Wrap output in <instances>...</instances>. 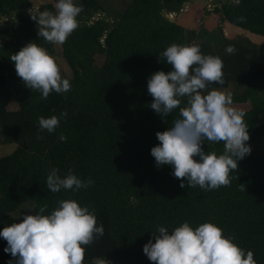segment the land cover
Instances as JSON below:
<instances>
[{"label": "trees", "instance_id": "1", "mask_svg": "<svg viewBox=\"0 0 264 264\" xmlns=\"http://www.w3.org/2000/svg\"><path fill=\"white\" fill-rule=\"evenodd\" d=\"M187 1L193 0H75L83 7L79 27L63 44L74 74L71 90L41 99L17 76L10 56L29 42L54 56L56 45L39 39L28 12L33 0H0V143L5 139L16 147L0 158V231L21 222L14 214L27 203L35 205L31 214L47 205V215L59 200L74 199L94 211L97 226L105 229L103 237L87 246L84 264L98 257L111 264H153L143 252L149 240L155 242L152 232L161 225L171 231L183 222L194 228L204 222L216 224L245 252L252 251L256 264H264V150L251 151L238 161L229 186L210 191L181 188L173 167H157L151 155L159 144L156 133L166 131L178 115L177 109L161 118L150 108L153 98L147 91L153 73L173 70L159 58L173 43L195 44L202 53L221 57L225 82L210 84L209 90H238L232 93L233 104L252 106L242 110L249 127L247 143L251 149L264 144L261 46L246 37L229 39L222 28L203 39L197 29L166 14L181 13ZM56 2L46 0L39 10L54 11ZM224 11L223 21L264 36V0H234ZM228 45L235 47L234 55L225 52ZM102 52L107 60L98 64ZM13 101L25 104L11 110ZM28 102L31 109H26ZM65 111L55 132L38 135L40 116ZM61 133L66 142L59 140ZM203 148L223 152L222 143L205 142ZM53 168L62 177L71 169L94 183L79 191L51 193L46 178ZM6 247L0 237V264H15Z\"/></svg>", "mask_w": 264, "mask_h": 264}, {"label": "clouds", "instance_id": "2", "mask_svg": "<svg viewBox=\"0 0 264 264\" xmlns=\"http://www.w3.org/2000/svg\"><path fill=\"white\" fill-rule=\"evenodd\" d=\"M54 9L41 11L33 7L28 12L36 22L39 39L63 45L79 27L83 7L75 0H57ZM239 19L244 22V17ZM225 52L234 55L236 49L228 45ZM159 58L173 70L156 71L150 76L147 91L153 100L149 106L161 118L177 109L178 115L166 131L156 133L159 144L151 149V155L157 167L171 165L172 175L182 181L181 188L199 186L210 191L229 186L231 172L239 168L238 161L252 149L247 143L250 134L245 112L233 106L230 93L208 87L224 84L223 60L202 53L198 45L176 43L168 46ZM10 60L25 87L39 92L41 99L53 92L71 90V83L62 76L55 58L36 42L11 54ZM66 116V111L60 116H40V132H55L61 117ZM59 140L66 142L67 137L61 133ZM205 142L222 143V154L205 151ZM59 171L53 168L47 175L46 187L51 193L79 191L94 183L81 179L71 169L63 177ZM240 190H245L244 184H240ZM46 211L47 205L36 214H23L21 222L5 226L0 231V237L7 241L4 251L11 254L15 264H84L87 246L105 232L103 224L97 226L94 211L74 199L59 200L50 214L45 215ZM152 234L155 242L149 240L143 252L153 264H256L252 251L245 252L233 237L225 236L223 229L211 222L195 228L183 222L171 231L161 225ZM92 264L111 261L98 257Z\"/></svg>", "mask_w": 264, "mask_h": 264}, {"label": "rangeland", "instance_id": "3", "mask_svg": "<svg viewBox=\"0 0 264 264\" xmlns=\"http://www.w3.org/2000/svg\"><path fill=\"white\" fill-rule=\"evenodd\" d=\"M231 1L234 0H193L189 1L190 3L193 2L192 6L187 8L185 7V5L181 13L172 11L173 13L170 14L166 11V14L171 18L173 17V19L175 18L179 23L189 28L197 29L199 36L203 39L207 38L208 35H210L212 32L216 33L219 28H222L224 34L229 39L234 40L238 37H246L249 40H252L253 42L259 44L261 46V51L264 53V36L254 34L250 31L237 27L230 21H223L222 18L225 16V6L229 5ZM235 1L237 2V0ZM45 2L46 0H33L34 7L37 9H40V5L44 4ZM56 51L57 53L53 57L55 58L56 62L58 63L61 69V74L64 78H67L69 81H71L74 77V74L73 70L65 59L63 45H56ZM97 60L98 64H104V62L107 60L105 53H100L97 56ZM222 91L225 90L222 89ZM232 91L233 94L239 92L236 89H232ZM24 104L25 103H17L13 101L10 104V109L18 110L20 109V106L22 107L24 106ZM30 106L31 105L29 102L26 103V109H31ZM233 106L238 110L252 109V106L250 104L234 103ZM3 141L4 142L0 143V158L11 154L16 148L14 144L6 143L8 141H6L5 139ZM253 146L254 147L252 148V153H257L260 150H264V144L262 143H256ZM34 208L35 205L33 203H27L26 205H24L23 210L16 212L14 216L21 221L23 214H31Z\"/></svg>", "mask_w": 264, "mask_h": 264}, {"label": "crops", "instance_id": "4", "mask_svg": "<svg viewBox=\"0 0 264 264\" xmlns=\"http://www.w3.org/2000/svg\"><path fill=\"white\" fill-rule=\"evenodd\" d=\"M192 4H193V2L190 3L189 1H187V2L184 4V6L186 5L185 7L189 8L190 6H192ZM185 13H186V12H185ZM183 14H184V13H183Z\"/></svg>", "mask_w": 264, "mask_h": 264}, {"label": "water", "instance_id": "5", "mask_svg": "<svg viewBox=\"0 0 264 264\" xmlns=\"http://www.w3.org/2000/svg\"><path fill=\"white\" fill-rule=\"evenodd\" d=\"M167 13H170V14H172L173 12L171 11V10H167ZM172 20H176L175 18L173 19V17L171 18ZM39 133H41L40 131L38 132V135H39Z\"/></svg>", "mask_w": 264, "mask_h": 264}]
</instances>
